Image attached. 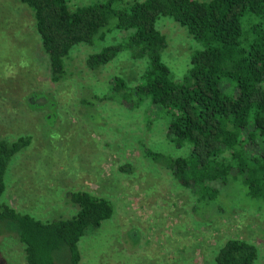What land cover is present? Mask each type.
<instances>
[{"label": "rangeland", "instance_id": "374dc122", "mask_svg": "<svg viewBox=\"0 0 264 264\" xmlns=\"http://www.w3.org/2000/svg\"><path fill=\"white\" fill-rule=\"evenodd\" d=\"M158 29L168 38L166 59L180 79L196 44L169 19ZM124 36L115 32L94 46L76 47L65 61V76L53 82L32 13L19 0H0V141L32 138L12 163L0 202L49 220L74 215L71 192L110 200L114 217L82 240V264H216L229 239L254 243L255 264H264V217L245 186L232 182L222 187L218 202L196 204L162 164L146 156L148 150L172 157L186 151L165 138V121L149 109L150 101L134 111L102 101L113 77L133 87L144 68L126 54L97 71L87 68L89 54ZM68 257L63 252L59 263L67 264ZM0 264H27L14 233L0 236Z\"/></svg>", "mask_w": 264, "mask_h": 264}, {"label": "trees", "instance_id": "16d2710c", "mask_svg": "<svg viewBox=\"0 0 264 264\" xmlns=\"http://www.w3.org/2000/svg\"><path fill=\"white\" fill-rule=\"evenodd\" d=\"M72 1L19 0L33 15L52 81L65 76V61L76 47L124 33L89 54L87 68L97 71L120 54L142 61L144 68L133 87L113 77L102 101L131 111L150 101L149 109L165 121V138L186 151L172 157L148 150L146 156L162 164L196 204L218 202L222 187L239 181L247 199L260 202L264 217V0H102L75 8ZM162 19L184 28L196 44L180 79L166 59L169 41L158 29ZM31 144V137L0 141V199L12 163ZM68 199L74 215L49 220L0 202V236L15 234L27 264H60L65 251L67 264H82V240L110 221L115 208L89 191L71 192ZM258 258L254 243L229 239L215 262L255 264Z\"/></svg>", "mask_w": 264, "mask_h": 264}]
</instances>
